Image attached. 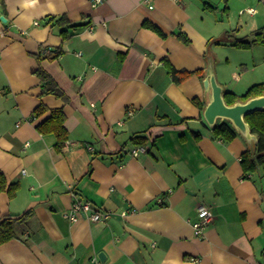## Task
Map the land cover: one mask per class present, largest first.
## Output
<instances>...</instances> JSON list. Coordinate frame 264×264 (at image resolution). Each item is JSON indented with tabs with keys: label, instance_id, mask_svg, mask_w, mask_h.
Wrapping results in <instances>:
<instances>
[{
	"label": "crops",
	"instance_id": "0c3cea01",
	"mask_svg": "<svg viewBox=\"0 0 264 264\" xmlns=\"http://www.w3.org/2000/svg\"><path fill=\"white\" fill-rule=\"evenodd\" d=\"M62 15L85 26L47 22ZM257 30L264 0H0V176L16 185L11 197L0 190V217L30 211L0 244V264H264V173L245 179L240 164L255 143L213 137L194 102L209 98L208 58L224 91L264 81V43L231 44ZM224 47L241 52L235 65ZM166 59L203 76L176 82ZM38 67L66 100L42 92ZM39 104L48 110L34 117ZM57 108L67 131L59 150L37 130ZM136 145L145 151L132 156ZM75 197L110 216L69 221ZM197 204L213 211L201 237Z\"/></svg>",
	"mask_w": 264,
	"mask_h": 264
},
{
	"label": "trees",
	"instance_id": "16d2710c",
	"mask_svg": "<svg viewBox=\"0 0 264 264\" xmlns=\"http://www.w3.org/2000/svg\"><path fill=\"white\" fill-rule=\"evenodd\" d=\"M54 21V24H66L67 27H71L72 31H77L78 28L85 26L84 24H71L69 25V21L62 15L60 17L48 16L47 22L51 23ZM148 26L153 29L157 34L164 36V34L154 26L153 24H148ZM254 37L250 40L245 38H236L232 41V45L238 48H250L257 43H264V31H254ZM61 34L63 37H67L66 29H64ZM177 37L184 43L189 42V38L187 35H184L181 32L174 33ZM54 56H58L61 54V50L57 49L52 53ZM166 68L170 76H172L173 80L176 82H180L182 79L187 78L192 73H197L200 76L202 75L201 70L194 71H186V70H177L174 66H172L168 60H164ZM37 75L41 79L42 92L44 94H53L59 98L66 100V94H64L63 90L57 85V83L53 80V78L41 67H38L36 70ZM264 94V81L256 82V84L250 85V87L241 95L236 94L231 90H225L223 93L224 101L227 104H232L236 101H245L248 98L256 97V95ZM200 109L204 107V103L199 102L197 99L194 100ZM48 108L44 104H39L33 111L34 117H37L44 112H46ZM50 116L45 119L43 122L37 125V130L41 133H53L57 138V142L55 147L59 150L61 149L64 141L67 139V131L63 125L65 115L60 108L53 109L50 111ZM245 120L250 127V130L253 134L256 135V143L254 145V149L250 151L246 149L244 153H242L241 157V168H243V178H250V176L254 175L257 171H261L264 173V109L257 110L255 112L249 113L245 116ZM213 137H220L225 141H231L232 138L237 136V130L232 126L231 122L222 119L221 121L216 122V124L212 127ZM134 143L145 144L146 138L143 134H135L133 137ZM3 178L0 176V190L7 189V194L9 197L13 196L16 190V185L10 184L9 186L5 185ZM30 216V211H26L24 214L19 217H11L5 216L0 217V244L7 242L13 238H15V230L14 225L18 222H22Z\"/></svg>",
	"mask_w": 264,
	"mask_h": 264
},
{
	"label": "water",
	"instance_id": "95a60500",
	"mask_svg": "<svg viewBox=\"0 0 264 264\" xmlns=\"http://www.w3.org/2000/svg\"><path fill=\"white\" fill-rule=\"evenodd\" d=\"M208 66L204 71L203 88L209 92V98L203 108L202 116L209 126H214L217 119H225L231 122L232 126L246 139L256 143V135L253 134L245 120V116L257 110L264 109V94L256 95L245 101H236L227 104L224 101V88L217 82L213 71V61L207 59ZM254 149V148H253ZM102 258L103 254H98Z\"/></svg>",
	"mask_w": 264,
	"mask_h": 264
},
{
	"label": "built area",
	"instance_id": "2783aa9c",
	"mask_svg": "<svg viewBox=\"0 0 264 264\" xmlns=\"http://www.w3.org/2000/svg\"><path fill=\"white\" fill-rule=\"evenodd\" d=\"M103 0H92L94 5L102 3ZM244 10H241L242 13ZM246 11L248 13H253L254 8H247ZM1 35V33H0ZM51 48L47 47L43 49L44 51H50ZM145 147L141 145H136V148L131 151L132 156H136L138 152H144ZM70 208L66 211L63 216L67 218L69 221L73 222L78 219L79 216H87L91 221L97 222L98 220H105L108 218L110 213L108 211H102L101 209H95L93 207L92 202L87 199H83L80 197H75ZM196 211V219L192 222L193 233L197 237H201L204 233L205 228L208 223L213 219V211L211 208L204 204H197L195 207ZM123 216H125V212H121ZM93 261H97V257L93 258Z\"/></svg>",
	"mask_w": 264,
	"mask_h": 264
},
{
	"label": "rangeland",
	"instance_id": "374dc122",
	"mask_svg": "<svg viewBox=\"0 0 264 264\" xmlns=\"http://www.w3.org/2000/svg\"><path fill=\"white\" fill-rule=\"evenodd\" d=\"M229 39V38H228ZM225 49H222V50H224V53H221V55H223V58L224 57H228V59L230 60V62H231V64L232 65H235L234 63H235V58H236V56L234 55V53L232 52V51H235L236 52V54L237 53H241V52H239V50H237L236 48H231V47H224ZM226 50V51H225ZM239 72V71H238ZM230 77H232V75L230 76Z\"/></svg>",
	"mask_w": 264,
	"mask_h": 264
}]
</instances>
